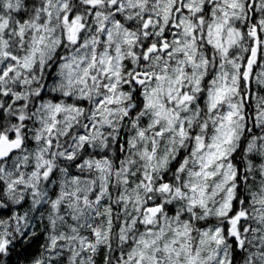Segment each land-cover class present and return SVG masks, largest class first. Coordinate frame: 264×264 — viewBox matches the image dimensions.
<instances>
[{
    "label": "snow or ice",
    "instance_id": "6c2138e0",
    "mask_svg": "<svg viewBox=\"0 0 264 264\" xmlns=\"http://www.w3.org/2000/svg\"><path fill=\"white\" fill-rule=\"evenodd\" d=\"M0 264H264V0H0Z\"/></svg>",
    "mask_w": 264,
    "mask_h": 264
}]
</instances>
